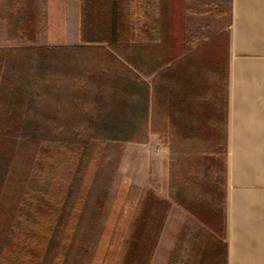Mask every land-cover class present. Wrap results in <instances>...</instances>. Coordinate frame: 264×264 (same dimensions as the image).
<instances>
[{
    "label": "trees",
    "instance_id": "16d2710c",
    "mask_svg": "<svg viewBox=\"0 0 264 264\" xmlns=\"http://www.w3.org/2000/svg\"><path fill=\"white\" fill-rule=\"evenodd\" d=\"M162 1L154 19V38L149 42L124 36L120 3L117 0L103 3L110 12L107 10L106 21H101L105 27L102 30L108 35L111 49L104 47L102 56L114 60L122 71L88 68L83 60L70 56L80 46L0 48V201L6 192H17L10 205L0 202L2 237L14 239L19 230L23 231L10 219L13 215L27 221V232L53 236L58 217L67 205L66 199H52L54 205L49 200L48 188L50 184L59 185L60 197L63 189L67 192L72 189L83 161L78 150L93 140L145 141L150 132L172 133L183 139V143L171 144L172 156L180 152L184 163L179 177L174 173V165L171 166V186L174 182L178 185L177 195L173 197L197 215L201 214L211 226L219 225L225 194L220 186L223 178L215 167L218 164L225 168L224 162L216 157L219 152L216 143L224 130L223 100L220 104L218 96H208L204 91H179L187 80L181 85L177 83L174 89L172 68L160 70L151 83L143 78L185 52L181 0H164V10H160ZM89 20L81 10L80 33L85 42L93 41L86 33L85 22ZM117 44L124 45L128 51L122 61L113 49ZM160 58L163 60L158 63ZM49 70L53 75L44 73ZM63 80L71 89L63 90ZM106 88L112 91H105ZM159 122L162 126H158ZM39 133H53L58 140L56 144L46 142L39 138ZM67 136L74 139L69 144L65 142ZM76 139L84 140V144L77 146ZM204 143L209 146L203 151L200 144ZM179 144L182 147L174 149ZM220 144L225 154L226 145ZM28 159L26 164L24 160ZM93 161L94 157H90L87 162L83 191L88 188ZM23 162L29 179L34 182L28 189L19 184L20 177L12 174ZM203 167L207 169L200 175L199 169ZM147 198L157 197L151 192Z\"/></svg>",
    "mask_w": 264,
    "mask_h": 264
},
{
    "label": "rangeland",
    "instance_id": "374dc122",
    "mask_svg": "<svg viewBox=\"0 0 264 264\" xmlns=\"http://www.w3.org/2000/svg\"><path fill=\"white\" fill-rule=\"evenodd\" d=\"M56 1L0 0V48L36 45L80 46L82 48L70 53V56L83 60L88 68L95 66L122 71L123 68L114 60L102 56L104 47L111 49L107 41L108 35L102 30L105 27L101 21H106L105 13L109 11L103 3L112 0H81L84 17L90 19L89 22H85L89 40H93L90 42L83 41L77 26L73 25L70 13L65 19L62 13L59 14ZM59 1L65 3L69 0ZM117 1L123 13L121 22L125 29L124 36L138 42L153 40L154 19L159 14L160 0ZM163 2L164 0L160 10L165 4ZM184 3L183 24L188 49L195 48L219 33L228 22L226 8L228 0H184ZM45 6L51 9L45 10ZM165 13L169 14V11L166 10ZM113 49H116L120 61L128 54L122 44H117ZM44 73L53 75L50 70ZM153 77L144 75L143 78L151 83ZM66 83L67 81H62L64 91L71 89ZM105 91L112 89L106 88ZM158 126H162V123L159 122ZM38 136L46 142L53 141L55 144L58 140L53 133H39ZM65 139L68 144L70 143L68 141L74 140L69 136ZM79 140L76 139V145L82 146L84 140ZM178 142L183 143V139L172 133L160 135L150 132L145 141L122 142L106 139L105 142L93 140L86 146L84 144L83 148L78 150L83 154V161L72 189L68 192L63 189V197H60L62 195L59 196L57 193L59 185L50 184L48 188L49 200L54 205L55 199L67 201H65L67 209L58 217L56 233L53 236H43L27 232V221L13 215L10 219L23 231L19 230L14 239L0 235V264L192 262L197 250L196 239L206 238V228L196 218L179 209L176 204L172 203L169 206L162 202L172 200L171 189L167 193L161 188L162 183H169L171 166L174 165L176 168L174 173H177L178 177L181 170L184 171L182 154L176 151L174 156L171 154L173 153L171 144ZM206 146H209V143L200 144V149L204 151L207 149ZM177 147L180 149L182 145L174 149ZM220 147L219 139L216 143V150L219 149L216 157L224 162V150ZM23 153L27 155L26 152ZM175 156L176 158H173ZM90 157H94L92 176L88 188L83 191L84 174L88 171L87 162ZM24 162L28 164L29 159ZM24 162L18 164L12 174L20 177L19 184L26 189L34 182L29 179V171L25 168ZM215 168L223 178L222 166L217 164ZM205 169L207 168L199 169V174L203 175ZM151 192L157 198H147ZM16 194L17 192H6L0 202L5 201V204L10 205ZM167 194L169 198H166ZM173 242L177 251L171 250Z\"/></svg>",
    "mask_w": 264,
    "mask_h": 264
},
{
    "label": "crops",
    "instance_id": "0c3cea01",
    "mask_svg": "<svg viewBox=\"0 0 264 264\" xmlns=\"http://www.w3.org/2000/svg\"><path fill=\"white\" fill-rule=\"evenodd\" d=\"M80 2L55 3L64 19L71 14L81 36ZM184 5L181 0L183 20ZM226 8V26L193 49L187 48L183 21L184 54L151 74L172 68L174 89L187 80L179 91H204L224 104V130L219 139L226 145L220 184L225 199L219 225L211 226L201 214L175 200L178 185L171 186L170 177L169 183L161 185L167 193L171 189L172 198L162 202L176 204L206 228L207 236L196 239V254L188 264H264V0H228ZM171 250L177 251L174 242Z\"/></svg>",
    "mask_w": 264,
    "mask_h": 264
}]
</instances>
